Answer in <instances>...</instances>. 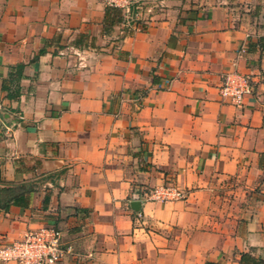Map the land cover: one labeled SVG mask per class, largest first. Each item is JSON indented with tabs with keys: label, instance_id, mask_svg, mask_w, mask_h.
I'll list each match as a JSON object with an SVG mask.
<instances>
[{
	"label": "crops",
	"instance_id": "0c3cea01",
	"mask_svg": "<svg viewBox=\"0 0 264 264\" xmlns=\"http://www.w3.org/2000/svg\"><path fill=\"white\" fill-rule=\"evenodd\" d=\"M113 1L0 0V245L53 225L61 264H264V0Z\"/></svg>",
	"mask_w": 264,
	"mask_h": 264
},
{
	"label": "built area",
	"instance_id": "2783aa9c",
	"mask_svg": "<svg viewBox=\"0 0 264 264\" xmlns=\"http://www.w3.org/2000/svg\"><path fill=\"white\" fill-rule=\"evenodd\" d=\"M114 4L113 0H109L110 6ZM127 14L129 18L132 13L129 10ZM252 91L248 80L236 71L225 73L219 87L220 96L236 107H242L244 98ZM3 112L4 106L0 101V119ZM185 197L184 191L173 186H164L152 189L146 200L165 202ZM72 255V247L63 243L60 230L53 225L39 226L25 232L20 240L0 245V261L13 264H61L65 257Z\"/></svg>",
	"mask_w": 264,
	"mask_h": 264
},
{
	"label": "trees",
	"instance_id": "16d2710c",
	"mask_svg": "<svg viewBox=\"0 0 264 264\" xmlns=\"http://www.w3.org/2000/svg\"><path fill=\"white\" fill-rule=\"evenodd\" d=\"M111 10H114L115 12H116V9L115 8H113V9H111ZM117 17V20L119 21L120 19H121V17L118 15V16H116ZM114 19V18H113ZM259 48L262 50V51H264V39L263 38H261L260 40H259Z\"/></svg>",
	"mask_w": 264,
	"mask_h": 264
},
{
	"label": "water",
	"instance_id": "95a60500",
	"mask_svg": "<svg viewBox=\"0 0 264 264\" xmlns=\"http://www.w3.org/2000/svg\"><path fill=\"white\" fill-rule=\"evenodd\" d=\"M139 204H140L139 202H137V201H133V202H131L130 205H131V207H132L133 209L136 210V209H138Z\"/></svg>",
	"mask_w": 264,
	"mask_h": 264
}]
</instances>
